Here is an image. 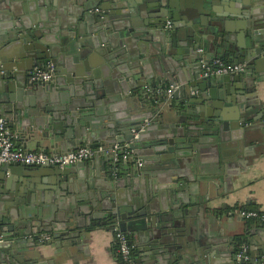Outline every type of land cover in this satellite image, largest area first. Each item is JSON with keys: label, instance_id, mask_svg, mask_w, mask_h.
<instances>
[{"label": "water", "instance_id": "obj_1", "mask_svg": "<svg viewBox=\"0 0 264 264\" xmlns=\"http://www.w3.org/2000/svg\"><path fill=\"white\" fill-rule=\"evenodd\" d=\"M5 1L0 0V3ZM71 1L77 2V0H39V9L44 10L43 15H46L44 17L50 18L53 10H61V7L65 6L70 7L71 10ZM93 1L94 4L85 3V9L81 10L88 12L87 10L98 7L103 11L92 13L94 26L91 18L86 16L93 26V32L97 35L96 50L106 59L114 62L130 60L129 67H132V76L128 77L131 80L132 90L128 98H132V103L128 107L127 120L113 121L105 118L103 128L91 127L93 117L101 114L99 108L104 95V91L99 94L102 88L91 77L86 78L84 83L92 103L78 106L72 103L57 110H51L50 107L44 109L43 104L35 103L32 114L23 111L24 109L21 110L18 105L13 106L14 95L21 94V90L32 94L40 102L56 99L53 88L59 84L60 78L64 77L63 68L69 66L71 60L76 61V55L81 58L85 55L83 52H76V43L64 39L68 36L62 30H57L49 23L45 26L38 25L32 17L21 18L15 25L16 34L18 33L15 36L22 39L19 40L21 46L16 51L7 46L0 47V118L6 119L16 131L19 138L17 147L27 148L29 144H34L39 148L38 151L48 152L49 149H56L60 153H68L79 145L97 148L106 144L113 146L116 143H129L133 150L140 151L137 153L148 155L151 159L150 163L164 165L168 170H172L173 162H178L177 158L195 155L194 144L202 138L224 135L229 129L238 127L237 123L243 120V116L237 119L232 115L237 109L233 108L234 106H238V109L245 113L244 122L246 121L245 117L251 106V101L246 99L251 95L247 93L252 92V86L258 81L257 74L264 65V35L261 32L250 28L251 40L234 45L226 43L228 38L224 32L219 36L220 38H213L219 35V23H223L221 31H224V20L215 8L216 0ZM130 9L133 11L129 14L127 10ZM167 21L171 22L170 27H165ZM77 26L79 29L81 24L78 22ZM154 38L160 43L156 44L158 47L160 45L162 48H167L169 53L187 60L186 63L193 69L192 76L198 82L197 85L202 93L189 98L186 105L181 102L176 105L170 103L168 109H164L165 111L161 113L166 114V118L160 121L159 131L157 130L156 135L150 138V130L156 127L153 117L157 110L153 105L152 107L149 105V91H146V87L150 84L140 78L144 74L151 75L150 72H145L147 62L141 60L147 54H133L132 49L136 41L142 51V40H154ZM99 43L104 44L102 50L99 48ZM123 48L128 50L125 51ZM201 48L212 52L214 57H230L234 63H243L245 71L240 74L200 78L197 60L203 56L199 50ZM49 63L56 67L50 81L37 83L29 81V73L32 70L36 67L44 68ZM119 69L123 70L124 67L120 66ZM73 81L81 82L68 78L71 84ZM162 81L177 86L171 78ZM195 85L191 82V86L195 87ZM156 86L157 82L154 80L151 87ZM181 91L182 86L175 90L176 98ZM152 96L158 101L157 97ZM165 98H168V95H165ZM221 102L226 105L225 108L219 104ZM220 109L223 111H219ZM97 112L100 114L96 115ZM63 124L71 131H67ZM249 130L250 128L244 132ZM70 135L78 137L77 141L71 142ZM137 153L134 152V156L139 158ZM101 156L96 154L91 160L79 161L64 167L49 164L27 166L18 163L0 166V236L4 238L0 240V264H38L36 256H41L42 253L36 244L40 242L35 243L36 237L29 240L23 237L28 234L50 231L53 237L48 243L64 250L81 240L88 223L84 224L77 217V212L81 208L78 206V198L74 199L73 196L65 193L56 197L57 208L69 212V215L65 213L67 216L62 218L55 209L56 205L50 214H47L45 204L39 200L40 193L44 190L45 200H49V192L45 191L54 190L50 198L52 201L56 195L58 196L56 191L65 190L75 177L89 176L90 170L93 173L94 160ZM106 160L111 165L109 155H106ZM142 162L140 167H135L134 163H131L129 173H135L137 176L145 174L143 172L146 162L143 159ZM120 179L123 180L122 177L118 180ZM127 179L131 180V176ZM171 188L175 190L173 206L170 211L159 214L157 211H152L151 206L144 208V205L138 202L135 205L131 204L129 208L123 207L114 198L109 201L111 198L109 193L94 195L90 206L91 225L112 224L113 230L138 232L141 238L143 231L148 236L147 241L151 242V255H160L163 261L168 253L170 258L172 256L176 258L178 251L184 248L178 244V238L185 233L179 221L183 200L179 194L181 189L174 185ZM35 219L38 221L35 222ZM259 226L262 229L264 227L260 224ZM250 232L253 233L249 226L245 225L238 238L252 242L249 238ZM16 235L20 238L10 241ZM207 247L210 251H213L214 247L215 250L220 248L219 245L212 244ZM66 251L68 252V249ZM205 254L200 249L193 255L199 259ZM231 256L232 260L229 264H247V260L243 257L238 259V254ZM252 256L253 259L250 261L254 262L257 253L252 252Z\"/></svg>", "mask_w": 264, "mask_h": 264}, {"label": "crops", "instance_id": "obj_2", "mask_svg": "<svg viewBox=\"0 0 264 264\" xmlns=\"http://www.w3.org/2000/svg\"><path fill=\"white\" fill-rule=\"evenodd\" d=\"M94 2L93 0H77L73 3L71 1V10L67 6L61 7V10H53L50 18L44 17L46 16L43 15L44 10L39 9V0H6L0 3V47L7 46L14 51L18 50L21 46L19 40L22 39L15 36L18 34H16L15 25L21 18L32 17L38 25L45 26L49 23L57 30H62L68 36L64 39L76 43V52L85 54L84 58L76 55L77 60H71L70 65L63 68L64 77L60 78L59 84L53 88L58 101L56 99L43 100L41 103L32 94L21 90V94L14 95L13 106L18 105L21 110L24 109L23 111L32 114L35 103L43 104L44 109L50 107L51 110H57L61 106H68L72 103L76 106L92 103L84 83L86 78L91 77L102 88L99 90V94L104 91L102 105L99 108L101 114L95 113L100 115L93 117L91 127L94 129L103 128L106 122L105 118L113 121L127 120L128 107L132 103V98H128L132 93L131 80L128 78L132 76V67H129L130 60L114 62L106 59L96 50L97 35L93 32L92 13L103 11L98 7H93L87 10L88 12L81 10L85 9V3L94 4ZM215 8L224 20V31H221L223 23H219V35H215L213 38H220L219 36L224 32L228 38L226 43L234 45L251 40L250 28L264 35V0H216ZM98 9L99 11H97ZM132 11L133 9L127 10V13L130 14ZM121 14H123L122 11ZM86 16L91 18L93 26L90 25ZM78 22L81 24L79 29ZM167 23L165 27H167ZM4 41L6 42L4 43ZM141 43L142 51L136 41L132 50H134L133 54H147L141 60L147 62L145 72H150L151 75L144 74L143 77L140 75L139 77L150 84L146 87V91H149V105H153L157 110L153 117L156 127L150 130L151 138L159 131L160 121L165 120L166 114L162 115L161 113L164 109H168L170 103L176 105L181 102L186 105L189 98L200 95L202 90L192 76L193 69L188 66L187 60H183L177 55L174 56L168 52L167 48H162L160 45L158 47L157 45L160 43L156 38L154 40L143 39ZM103 46L104 44L99 43L101 50L104 48ZM199 50L203 54L197 60L200 78L215 77L205 76L203 63L209 65L218 59L234 63L230 57H214L209 50L203 48ZM126 65L127 68H125ZM120 66L124 69L120 70ZM173 72H175L174 75ZM68 78L81 80V82L73 81L71 84L68 82ZM165 78H171L177 83V87L182 86V91L178 98L173 94V96H168L158 102L153 99L152 95H157L158 89L173 85L170 82L162 81ZM256 78L258 81L252 86V92L247 93V95H251L246 98L251 101V106L247 117H245L246 121L244 122L245 113L238 109V106H234L233 108L237 109L233 111L232 115L237 119L243 116V122H238V127L229 129L224 135L202 138L194 144L195 155L177 158L178 162H173L172 170H168V167L164 165L150 163L151 159L148 155L137 153L140 151L134 149L139 158L146 162L143 172L145 174L137 176L135 173L127 172L121 176L114 175L111 165L106 160V155H102L94 160L93 173L90 170L89 176L75 177L65 190L56 191L58 196L56 195L52 201L50 198L51 194L55 192L54 190L50 192L49 189H46L45 192H49V200H45L44 190L41 191L39 200L45 204L44 207L48 211V215L54 209L55 203H57L55 201L62 194L73 196L74 199L77 197L78 206L81 207L77 212V217L84 224H88L81 240L77 244L66 247L65 250L48 243L53 237L50 231H40L38 234L23 236L28 240L36 237L35 243L36 241L40 242V244H36L42 253L41 256H36L38 264H122L117 252L116 231L119 229H111L112 224L99 225L95 223L93 226L91 225L92 197L109 193L111 196L109 201L114 198L123 207L129 208L131 204L135 205L138 202L143 204L144 208L151 206L152 211H157L159 214L170 211L173 206L175 190L171 188L172 185L181 189L179 194L182 196L183 203L179 221L182 223L185 233L178 238V244L184 248L178 251L176 258L173 256L170 258L168 253L163 261L160 255H151V242L147 241L148 236L143 231V238L138 232L128 231L126 233L134 246L137 264H229L232 260L231 254H238V259L242 258L239 256V252L243 246L248 247L249 259L244 258L247 260V264H260L261 257L264 255V235H262L264 227L260 228L259 224L263 226L264 224L243 219L236 211L241 208L264 211V65ZM154 80L157 82V86L152 88L151 84ZM191 82L196 84L195 87L191 86ZM219 104L223 108L226 107L223 102ZM219 111H223V109ZM28 119L31 120V118ZM148 123L150 124L149 121ZM8 124L15 135L16 145L19 138L9 122ZM63 127L67 131H71L65 124ZM249 128L248 132H244ZM77 139L78 137L70 135L71 142H75ZM103 147L110 148L112 146L106 144ZM17 148L29 151L39 150L34 144H29L27 148L24 146ZM47 153L60 152L56 149H49ZM130 176L131 180L127 179ZM120 177L123 180H118ZM49 186L55 187V185ZM55 209L61 217L69 215L68 211L58 209L57 205ZM39 214L42 215L40 212ZM36 221L38 220L35 219ZM245 225H248L253 232H250L249 235L252 242L238 238ZM36 228L35 230H37ZM90 228L91 230H89ZM18 238L20 236L16 235L10 241L13 242ZM2 239L4 238L0 236V240ZM209 244L219 245L220 253H218L219 250H215V247L213 251H210L207 247ZM189 246L190 248H188ZM200 249L206 254L198 259L193 254ZM252 252L257 253L254 262L250 261L253 259Z\"/></svg>", "mask_w": 264, "mask_h": 264}, {"label": "built area", "instance_id": "obj_3", "mask_svg": "<svg viewBox=\"0 0 264 264\" xmlns=\"http://www.w3.org/2000/svg\"><path fill=\"white\" fill-rule=\"evenodd\" d=\"M99 11V9L97 10ZM171 26V22L167 23ZM205 76H218L225 74H240L245 71V65L241 63H228L223 60H215L212 64L203 63ZM55 65L47 64L44 68H35L29 73V81L33 83L50 81L55 72ZM178 87L171 85L166 89H158L157 94L173 96ZM96 154L109 155L113 174L117 175L119 169L118 162L134 163V166H142V159L134 156V150L129 143L115 144L112 147H90L79 146L68 153H47L42 151H29L17 148L15 145V135L6 119L0 118V166L8 163H18L27 166L55 165L64 167L79 161L91 160ZM238 215L246 220H253L264 224V211L260 209L241 208L236 210ZM117 252L122 264H137L134 256V246L129 235L121 230L116 231ZM239 256L249 259L248 247L243 246ZM260 264H264V255L261 257Z\"/></svg>", "mask_w": 264, "mask_h": 264}, {"label": "trees", "instance_id": "obj_4", "mask_svg": "<svg viewBox=\"0 0 264 264\" xmlns=\"http://www.w3.org/2000/svg\"><path fill=\"white\" fill-rule=\"evenodd\" d=\"M168 87L169 86H165L163 89H166ZM154 97H157L158 101H161V100L164 99V94L163 95H161V94L160 95L159 94L155 95L154 94ZM117 166H118V169H119V173L118 174L121 176V175H124L126 172L130 171V168H131L132 164L130 162L126 163V164L122 163V162H118Z\"/></svg>", "mask_w": 264, "mask_h": 264}, {"label": "flooded vegetation", "instance_id": "obj_5", "mask_svg": "<svg viewBox=\"0 0 264 264\" xmlns=\"http://www.w3.org/2000/svg\"><path fill=\"white\" fill-rule=\"evenodd\" d=\"M172 25V24H171ZM167 27H170V26H167Z\"/></svg>", "mask_w": 264, "mask_h": 264}]
</instances>
